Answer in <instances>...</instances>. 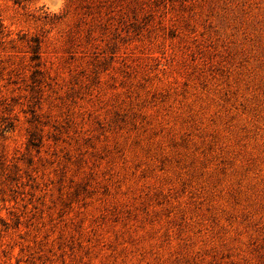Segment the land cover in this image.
I'll return each mask as SVG.
<instances>
[{
  "label": "rangeland",
  "instance_id": "1",
  "mask_svg": "<svg viewBox=\"0 0 264 264\" xmlns=\"http://www.w3.org/2000/svg\"><path fill=\"white\" fill-rule=\"evenodd\" d=\"M0 264H264V0H0Z\"/></svg>",
  "mask_w": 264,
  "mask_h": 264
},
{
  "label": "trees",
  "instance_id": "2",
  "mask_svg": "<svg viewBox=\"0 0 264 264\" xmlns=\"http://www.w3.org/2000/svg\"><path fill=\"white\" fill-rule=\"evenodd\" d=\"M38 41V40H37ZM39 49H40V45H39V43L37 44V47H35V50H34V52H35V55H34V58H38V57H40L39 56Z\"/></svg>",
  "mask_w": 264,
  "mask_h": 264
}]
</instances>
